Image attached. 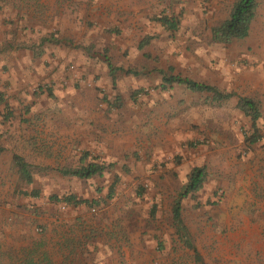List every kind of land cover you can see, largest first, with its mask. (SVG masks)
I'll return each instance as SVG.
<instances>
[{
  "label": "rangeland",
  "instance_id": "374dc122",
  "mask_svg": "<svg viewBox=\"0 0 264 264\" xmlns=\"http://www.w3.org/2000/svg\"><path fill=\"white\" fill-rule=\"evenodd\" d=\"M235 1L149 0L154 12L181 14L177 32L156 21L159 11L140 26H88L76 45L57 47L56 29L18 39L0 28V264H264V0L247 38L210 41ZM173 77L236 96L162 89ZM239 97L260 112L249 148ZM80 112L116 118V147L107 140L66 155L70 143L47 123ZM14 156L28 164L29 183ZM88 164L101 175L61 174ZM194 168L205 179L180 199V235L172 207Z\"/></svg>",
  "mask_w": 264,
  "mask_h": 264
},
{
  "label": "crops",
  "instance_id": "0c3cea01",
  "mask_svg": "<svg viewBox=\"0 0 264 264\" xmlns=\"http://www.w3.org/2000/svg\"><path fill=\"white\" fill-rule=\"evenodd\" d=\"M148 1L0 0V28L10 27L18 30V39L27 37L25 34L20 33L21 30H30V32L43 30L48 33L56 29L60 37L57 40L53 39V42L57 47L67 43L84 44L90 37L86 32L88 26L104 31L106 29H122L129 24L134 27L135 23L139 26L149 23L152 14L158 13L160 8L154 12L152 7L147 4ZM169 11L168 8H164L155 17H159L162 12L168 14ZM171 14H174V12H171ZM36 35L40 37L39 34L36 33ZM56 37L57 35L53 36V38ZM51 45L54 44L51 43ZM108 69L110 71L109 67ZM82 114L83 112H80L79 116L68 115L67 117H54V119L48 120L47 125L52 126L46 130V133L60 134L67 139L70 144L67 145L66 155L71 154L72 156V150L75 152V149H82V147H88L89 145L105 149L106 146L101 145V142H107V140L114 141V147H116L117 135L120 133L116 118L83 117ZM110 146L113 147V144H110ZM4 217L2 216L0 221ZM4 222H2V227L6 229V223Z\"/></svg>",
  "mask_w": 264,
  "mask_h": 264
},
{
  "label": "trees",
  "instance_id": "16d2710c",
  "mask_svg": "<svg viewBox=\"0 0 264 264\" xmlns=\"http://www.w3.org/2000/svg\"><path fill=\"white\" fill-rule=\"evenodd\" d=\"M260 0H236L228 14V17L220 22L218 25L210 29V41L211 43H222L230 44L235 40H242L248 36L250 24L255 18L256 11L258 8ZM157 18V22L169 32H177L180 27L181 14H162ZM150 37H146L138 45L139 49H143L145 45L149 43ZM110 72L113 73L114 69L112 68L110 62L106 60ZM171 83H176L177 85H185L189 90L193 92H206L212 95V101L214 102H223L227 101L236 96L234 93H224L219 91L217 88L197 83L188 79H182L180 77L173 78H164L162 81L161 88L166 89ZM237 108L247 117L250 118L251 126L250 130L245 134V144L246 147H251L253 144L257 143L260 139L258 128L256 126L257 120L260 118V112L258 104L256 101L246 97H239L237 102ZM0 151H2L0 149ZM14 163L17 167L19 176L24 179L26 182L31 181V175L29 172V166L23 160L14 156ZM103 167L96 164H88L85 168H80L76 170H64L61 172L64 176H73L81 179H88L95 175H101ZM205 172L202 168L192 169L188 182L184 187V191L179 194L178 199L175 201L172 207V220L173 225L175 226L177 232L182 235V219H181V198L185 197L190 193H195L199 191L204 183ZM33 195L37 196V193L34 192ZM64 201L69 204L76 205L78 202L72 196H67L64 198ZM81 203L85 201L80 200ZM153 213V212H152ZM183 237V236H182Z\"/></svg>",
  "mask_w": 264,
  "mask_h": 264
}]
</instances>
